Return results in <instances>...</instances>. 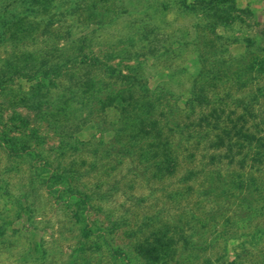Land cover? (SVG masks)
I'll use <instances>...</instances> for the list:
<instances>
[{
	"label": "rangeland",
	"instance_id": "obj_1",
	"mask_svg": "<svg viewBox=\"0 0 264 264\" xmlns=\"http://www.w3.org/2000/svg\"><path fill=\"white\" fill-rule=\"evenodd\" d=\"M220 1L0 0V264H264V0Z\"/></svg>",
	"mask_w": 264,
	"mask_h": 264
},
{
	"label": "trees",
	"instance_id": "obj_2",
	"mask_svg": "<svg viewBox=\"0 0 264 264\" xmlns=\"http://www.w3.org/2000/svg\"><path fill=\"white\" fill-rule=\"evenodd\" d=\"M185 1H186V3L188 2V4L193 8H195L198 4H200L202 2L205 3L204 2L205 0H185ZM209 1H210L211 8L213 10H215V12L217 14V12L220 10L219 7H220L221 1L220 0H209ZM226 1H230V0H226ZM229 10L231 12L233 10L237 11L234 3L230 4ZM230 16H231V13H225L224 15H221V16L218 15V21H220V23H223V24L227 23L230 25L232 23V21H230ZM215 24H216V22L214 23V25ZM215 34L218 36V38L222 37V35H220L218 33H215ZM228 41H231L230 38L228 39ZM232 41H235V40H232ZM217 55H218V53L216 51H213V60L210 62L211 66H212V75H213L214 79H218L221 76V74H220L221 70L228 68V66H226L227 59L223 58L221 55L217 57ZM44 61L46 63L48 61V59H46ZM69 61L70 60L66 61L67 67H69V65H71V64H69ZM18 64H20V61L18 62ZM18 64H17L16 69H18L20 71V73L24 72L26 70H30V68H28L29 63L25 62V63H23V65H19V66H18ZM57 65L58 64L56 63V66ZM261 65H262L261 71H264V64L262 63ZM45 69L47 70V68H43V71H46ZM116 75L119 76L120 74H116ZM92 76H90L88 79H85L83 81L82 80L76 81L75 82L76 85L73 84L72 88L76 89L78 87H81V88H83V90L87 91L88 89H90L89 84H91V83L89 81L92 80V78H93ZM121 76H123L125 78V76L123 74H121ZM46 77H48L49 79H52L48 75H46ZM3 79H5V78H3ZM133 83L134 82H131V84H125V85L122 84L124 86L123 89L121 90V92L120 91L115 92V95L113 97V98H115V100L110 102L111 103L110 105H113L114 108L119 109L121 113L127 112V110H130V108L134 107V105H135L134 104L135 96L132 92L133 90H131V88L134 87ZM198 86L199 87H197L198 89L196 91H194L190 102L198 103L200 105L201 104L207 105L208 99H207V96L205 93V89L202 85H198ZM259 93H260L259 97L256 96V101H257L256 103L260 109V112H261L260 114H262L263 116L261 118H259L260 121L257 123V125H255V127L258 128L259 124H263V127L259 128V129H260V133H264V106L262 104L263 102L261 103V101H260V97L261 96H262V98L264 97V86L262 88H260ZM53 101L54 100L51 99L50 102H53ZM71 101H75V102L77 101V102L72 107L70 104H68V101H67V103L64 104L65 108L67 107V111H69V113H71V112L75 113L78 110H84L86 108H90L88 106L89 102H86L83 100H71ZM69 103H70V101H69ZM251 107L252 106H250L249 102H248V104H247V102H244L243 105H237V106H235V108H233L230 111H226L224 108L223 109L218 108L217 109L218 113L216 112L217 114H215V112H214L210 116L209 114L207 115L204 113L201 115V120H204V121H206L212 125L218 126V127H225V124H224L225 121L228 120V118H230L233 114H236L238 112L237 110L240 109L242 111V113L236 115V118L238 119V123L237 122L233 123V126L231 127L234 130L233 136H236V135L239 136V135L244 134V137L248 138V139L249 138H252V139L258 138L257 140L259 142L261 139H263L262 135L256 136V134L254 135L253 133L248 132L249 131L248 125H247L248 120L246 118L254 115L253 110H252L253 108H251ZM224 139H225V136L220 138V140L223 142H224ZM3 140H5V139H3ZM229 143H231V142H229ZM263 143H264V141H263ZM212 145L215 146L214 144H212ZM167 153L170 155V152L166 151L165 154L167 155ZM210 155L211 156L209 158H210L211 162H213L214 160H217V158L220 159V157H222L221 152L220 153L214 152L213 154H210ZM228 156H229V154H228ZM5 233H6V229L4 228V226L2 224H0V237L3 236Z\"/></svg>",
	"mask_w": 264,
	"mask_h": 264
}]
</instances>
